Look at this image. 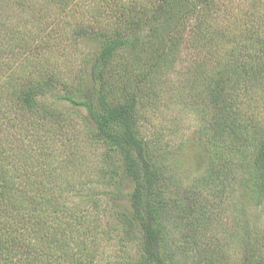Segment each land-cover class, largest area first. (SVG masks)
<instances>
[{"label":"trees","instance_id":"trees-1","mask_svg":"<svg viewBox=\"0 0 264 264\" xmlns=\"http://www.w3.org/2000/svg\"><path fill=\"white\" fill-rule=\"evenodd\" d=\"M246 1L0 0V123L25 114L59 119L44 99L64 82L53 74L24 78L26 64L47 69L49 50L66 34L73 42H98L84 61L90 86L82 80L76 94L52 97L84 108L93 140L107 147L100 183L111 187L109 199L126 200L109 210L88 183V192H75L72 183L40 180L51 174L21 173L0 147V264H124L131 244L137 256L128 264H220L222 245L208 233L210 217L223 205L233 209L238 196L246 211V205L264 211V124L241 108L245 89L264 81V0H251L247 11ZM187 47L197 52L199 77H208L212 116L208 168L179 187L187 200L179 203L168 196L178 186L175 177L140 130L142 109L158 102L160 79ZM122 50L148 55L132 83L116 89L113 61ZM66 191L78 199L62 200ZM177 209L181 221L193 220L181 242ZM248 214H242L240 264H264V230L253 228ZM111 244L120 257L108 256Z\"/></svg>","mask_w":264,"mask_h":264},{"label":"rangeland","instance_id":"rangeland-1","mask_svg":"<svg viewBox=\"0 0 264 264\" xmlns=\"http://www.w3.org/2000/svg\"><path fill=\"white\" fill-rule=\"evenodd\" d=\"M250 4L251 0L243 3L246 11ZM254 19L256 23L260 20L259 17ZM98 49V42L89 40L73 42L66 34L56 40L49 50L47 59L50 63L47 69H43L42 72L36 71L31 68V63H28L26 66L30 69L23 71L22 74L24 78H44L48 74H53L64 84L57 86L52 96L76 94L82 80H86L85 89L90 86L88 66H85L84 61L86 58L90 61L91 55ZM146 55L148 54H137L130 50L118 53L113 61V83L116 89L132 83V77L140 69ZM197 60H199L197 52H192L187 47L179 64L160 79L158 102L142 109L144 120L140 135L167 166L166 170L172 174L167 172L168 176L175 177L178 186L171 188L168 196L179 203L187 202L180 195L179 187H186L204 175L209 165L206 138L212 116L209 103L210 86L208 77L200 78L197 74ZM207 66L212 73L216 70V64L212 61H209ZM52 96H46L44 102L59 112L60 118L25 114L10 124L1 121V149L13 157V164L21 169V173L51 174L50 178L41 177L40 180L49 179L61 185L72 183L75 192L84 189L85 183H88L97 193L102 194L100 199L104 206L109 210L120 209V206L126 205V200L109 199L107 193L111 191V187L105 185L104 181L100 183V171L105 166L107 147L93 140L95 126L89 120L86 111L67 101H55ZM241 101V108L264 124V81L245 89ZM114 162L120 169L122 168L118 155H114ZM38 178L40 177H35V180ZM89 186L86 187L87 192ZM76 196L66 191L59 197L62 200L76 201L78 199ZM246 207L247 211L238 196L233 209L223 205L222 213L209 219L208 233L214 241L218 240L219 244L215 245H222L223 255L220 257V264H240L242 261L245 252L241 245L244 235L241 222L245 221L242 214L249 213L252 227L264 230V211L248 205ZM177 211H172V214L174 223L180 227L176 238L181 242L182 233L189 232L193 220L181 221L177 216L178 213L182 216L183 212L178 209ZM108 214L105 220L108 219ZM113 226H116L115 222ZM111 245L113 246L107 248L108 256L114 259L120 257L117 254L119 247L116 244ZM137 249L138 245H129L121 255L122 263H130L137 256Z\"/></svg>","mask_w":264,"mask_h":264}]
</instances>
